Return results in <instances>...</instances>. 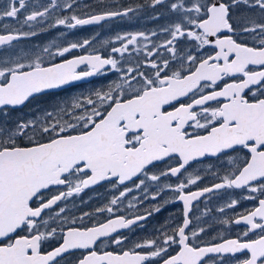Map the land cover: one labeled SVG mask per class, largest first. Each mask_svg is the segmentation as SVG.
<instances>
[{"label": "snow or ice", "instance_id": "1", "mask_svg": "<svg viewBox=\"0 0 264 264\" xmlns=\"http://www.w3.org/2000/svg\"><path fill=\"white\" fill-rule=\"evenodd\" d=\"M16 3L17 0H8L7 8L0 11V16L17 18L21 9L26 7V0H18L19 7ZM163 3L164 0H149L152 8ZM241 4L258 8L264 15V0H194L191 6H186L183 0H173L169 4L170 10L183 12L182 19L162 29L171 38L147 51L148 57L157 48H166L175 58L174 43L185 36L196 41L201 48L214 45L217 49L214 56L200 59L199 63H196V56L186 55L187 62L195 65L194 70L189 68L187 74L176 70L171 75L162 76L169 65L168 60H163V68L154 60L147 61L155 70L151 77L138 71V66L137 69L128 67L126 72H122L111 53L123 54L129 50V45H137L139 39L148 40L144 32L117 34L114 39L120 42V47H112L107 57L95 51L59 63L45 65L43 62V55L63 57L74 49L89 46L90 40L84 39L82 42H69L63 47L55 46L54 52L50 51L53 45H49L31 57L11 56L0 61V78H3L0 80V106L23 105L36 94L105 72L107 68L121 74L120 79L106 89L98 88L88 95L73 97L70 103L57 102L40 117L20 120L13 127L0 124V264H56L58 257L77 249L87 251L78 264H145L152 258H160L162 264H204L208 254L234 256L245 252V258L238 264H264V199H259L255 208L235 220L237 224L244 222L248 226L241 237L197 246L192 241L199 233L191 232L190 240L186 231L191 223L190 204L204 193L243 186L253 193L261 191L264 194V183H259L264 180V22L245 19L240 29L242 33L253 35L254 39L259 37L258 46L237 42L231 34L222 35L225 31L234 33L230 13ZM59 6L58 0H50L42 10H33L26 15L22 25L27 24L31 28L40 24L50 15V10ZM63 7L71 10L73 3L65 0ZM139 7L101 11L84 17L75 14L63 16L49 26L63 25L71 29L99 24L110 18L128 16ZM34 35L36 32L23 31L22 27L12 28L0 33V46L12 45L22 37ZM22 59L27 63L21 62ZM221 60L223 63L218 62ZM81 65L87 70L80 71ZM250 66H257L259 70H250ZM134 72L135 75H129ZM235 74L242 78L224 84L220 90L213 88L204 93L205 88L215 85L222 77ZM245 89L252 92L251 99L246 98ZM190 94V103H179L181 97H189ZM221 97L225 102L218 107L207 106L208 102L218 101ZM173 101L179 106L172 111H164V106L171 105ZM185 125L204 130L206 134H189ZM20 138L27 144L21 145L18 142ZM237 150H247V155L239 166L212 187L185 193L187 185L200 179L198 176L188 178L187 184L166 185L178 193L177 199L183 201L184 219L171 235L161 233L162 242L146 240L119 253L96 250L95 245L101 238L145 219L142 215L130 219L115 214L113 206L131 191L125 188L108 205L95 209L97 214H113L103 223L76 227L73 226L76 224L74 218L71 225L61 229L62 242L58 247L47 252L41 250L42 241L57 236L56 228L48 230L49 220L53 217L50 214L45 219V210H51L58 202L79 194L83 189L102 181L111 183L113 179L123 185L138 173L146 174L147 167L153 162L173 155L179 157L178 166L170 167L160 176L177 177L189 161L197 157L208 154L226 156L229 151ZM160 176L153 174L148 179L158 181ZM143 184L141 180L135 187L139 189ZM61 185L66 191H60L46 201L41 198L45 190ZM158 194L151 198L156 199ZM34 200L38 202L36 207L32 206ZM236 204L237 201L232 200L226 207ZM129 207L134 205L130 203ZM159 210V206L152 209L155 212ZM64 212L65 208L61 207L54 215L60 217ZM151 214V211L147 213ZM90 215L83 213L80 219ZM66 219L63 218L61 223ZM229 222L222 221L224 224ZM254 230H259L257 238L248 239ZM18 231L25 234L16 235ZM5 240L6 243L3 242ZM112 243L120 245L122 239L118 236ZM172 245H177L179 250L168 255ZM145 248L151 250L145 252Z\"/></svg>", "mask_w": 264, "mask_h": 264}, {"label": "flooded vegetation", "instance_id": "2", "mask_svg": "<svg viewBox=\"0 0 264 264\" xmlns=\"http://www.w3.org/2000/svg\"><path fill=\"white\" fill-rule=\"evenodd\" d=\"M49 2L50 0H26V7L21 9L17 18L0 16V33H5L6 30H11L12 28L21 27L23 31L36 32V35L22 37L18 41L13 42L12 45L0 46V61L11 56L31 57L40 53L44 47L49 45H53L50 51L54 52L55 46L63 47L67 46L69 42H82L84 39L90 40L89 46H85L83 49H74L63 57L43 55V62L45 65L59 63L61 60L71 59L74 56L85 55L95 51H99L101 55L107 57L111 53L112 47H120V42L114 39L117 34L144 32L148 35V40L141 38L137 45H129L127 52L123 54H111L118 61V67H120L122 72H126L128 67L137 69L138 66V71L151 77L154 76L155 70L151 68L147 61L154 60L159 67L163 68V60H168L169 65L161 73L162 76L171 75L176 70H181L184 74H187L189 68L194 70L195 65H190L187 62L186 55L191 54L196 56V63H199L200 59L214 56L217 51L214 45H205L201 48L197 45L196 41L190 40L185 36L178 38L174 43V47L176 48L175 58H173L172 53L167 52L166 48H157V51L153 52L151 57L146 55V52L150 51L154 46L163 44L171 38L170 34L162 31V29L182 19L183 12L172 11L169 8V4L173 0H164V3L156 8L149 6V0H69V2L73 3L71 10L63 7L65 0H58L60 6L55 10H50V15L43 18L40 24L33 22L35 26L31 28L27 24L22 25V21L26 15L30 14L33 10H42V7L47 6ZM183 2L186 6H191L194 0H183ZM225 2H228V0H225ZM7 5L8 0H0V11L6 9ZM16 6L19 7L18 0ZM137 6H140L139 10L128 16L110 18L99 24L83 25L71 29L63 25L49 26L55 24V20L63 16L75 14L84 17L101 11H117L127 7L136 8ZM230 15V23H232L235 31L234 33L225 31L222 35L231 34L237 42L245 43L249 46H258L257 41L259 37L254 39L253 35L242 33L240 29L244 26L245 19H255L257 22H264V15L261 14L260 10L241 4L231 9ZM6 26H8L7 29ZM152 33H155V35H152ZM104 41L108 43L105 44ZM21 62L27 63V60L22 59ZM218 62L223 63L222 60ZM79 70L85 71L87 68L81 65ZM250 70L255 71L259 69L257 66H250ZM120 75L119 72L107 68L105 72L94 74L61 88L49 89L43 93L36 94L23 105L0 106V124L13 127L20 120L26 121L40 117L45 111H50L57 102L68 101L70 103L73 97L80 96L81 94L88 95L90 91L98 88L106 89L109 84L118 81ZM129 75H135V72ZM240 78H242L240 74L224 76L215 85L205 88L204 93L207 94L213 88L220 90L224 87V84L232 83L234 79L238 81ZM2 79L0 78V80ZM137 79L139 80L140 78L137 77ZM245 95L246 98H252V92L247 89H245ZM190 102L191 94L189 97H181L179 99V103L187 104ZM224 102V99L221 97L218 98V101L208 102L207 106L215 108ZM179 103L173 101L171 105H165L163 110L172 111L175 107L179 106ZM196 110L198 111L199 109L197 108ZM4 113H7V115H4ZM185 128L189 134H206L204 130L195 129L189 125H185ZM69 131L71 132V130ZM18 142L21 145L27 144V141L23 138H20ZM245 155H247V150L229 151L226 156L208 154L189 161L185 169H182L177 177L171 175L160 176L161 172L166 171L170 167L178 166L179 157L173 155L171 158L153 162L152 165L147 167L146 174L138 173L137 176L125 181L123 185L116 183L114 179L111 183L102 181L99 184L91 185L83 189L79 194H74L72 197L58 202L51 210H45V219H48L50 214L53 217L49 220L50 228L48 230L56 228L57 236L42 241L41 250L47 252L58 247L62 242V236L59 235L61 229L71 225L74 218L76 219V224L73 226L76 227H92L93 224L103 223L113 214L107 212L97 214L95 209L108 205L109 201L114 196H119V192L124 191L125 188H129L131 191L120 198L118 205L113 206L115 214L123 215L130 219L136 215H142L145 216V219L129 228L118 229L116 233H112L109 237L101 238L95 245L96 250L98 252L111 251L119 253L123 250L132 249L135 244H141L146 240L156 239L158 242H162L161 233L166 232L171 235L173 229L180 226L184 219L183 201L177 199L178 193L166 187V185L174 187L181 182L187 184L188 178L198 176L200 179L195 184L187 185L184 191L185 193L202 191L205 187H212L214 184L219 183L220 178L225 174L231 173L236 166H239V162L243 160ZM153 174L160 176L158 181L148 179ZM141 180L144 181V184L137 189L135 185L139 184ZM252 183L253 186H257L256 182ZM259 183H264V180L259 181ZM113 184H115V187L112 186ZM60 191H66L65 186H52L50 190L43 192L41 198L46 201V199L51 198L52 195L58 194ZM156 193H159L156 199H152L151 197ZM259 199H264V194L261 191L253 193L248 187L243 186L241 188L214 189L210 193H204L190 204L189 219L191 223L188 229H186L190 240H192L191 232L193 231L199 233L198 237L192 241L197 246L221 243L225 239L241 237L248 226L244 222L237 224L235 220L242 214H247L248 211L255 208L258 205ZM232 200H236L237 204L231 208L226 207ZM130 203L134 207H129ZM32 206H38V202L34 200ZM157 206L160 207V210L158 212L152 211ZM61 207L65 208V212L60 217H56L54 214ZM221 209L223 211H220ZM150 211L152 214L147 215ZM83 213H91V215L81 220L80 217ZM65 217L67 218L66 222L62 224L61 221ZM224 220L230 222L224 224L222 223ZM257 222L259 221L257 220ZM201 228L204 229L203 232L199 231ZM254 233L250 232L247 238L256 239L259 230H254ZM23 234L25 233L19 231L16 233V235ZM118 236L122 239V243L120 245L113 244L112 241ZM3 242L6 243L7 241ZM137 250L140 251V249ZM150 250L148 248L143 249L145 252ZM178 250L177 245H172L168 251V255H173ZM86 254V250H71L58 257L56 264H78V260ZM245 256L246 252L237 253L234 256L231 254H208L204 258V264H238V261L244 259ZM145 264H162V260L160 258H152L150 262H145Z\"/></svg>", "mask_w": 264, "mask_h": 264}]
</instances>
